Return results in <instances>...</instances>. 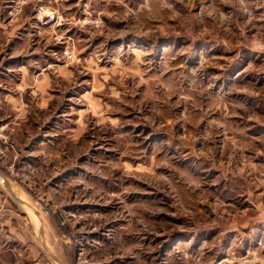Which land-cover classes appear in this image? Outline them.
<instances>
[{
    "label": "rangeland",
    "instance_id": "obj_1",
    "mask_svg": "<svg viewBox=\"0 0 264 264\" xmlns=\"http://www.w3.org/2000/svg\"><path fill=\"white\" fill-rule=\"evenodd\" d=\"M0 264H264V0H0Z\"/></svg>",
    "mask_w": 264,
    "mask_h": 264
},
{
    "label": "crops",
    "instance_id": "obj_2",
    "mask_svg": "<svg viewBox=\"0 0 264 264\" xmlns=\"http://www.w3.org/2000/svg\"><path fill=\"white\" fill-rule=\"evenodd\" d=\"M32 15L30 16H28V18H27V20H25L23 23L25 24V26H23L24 28L28 25V24H30V23H32ZM32 26V25H31ZM27 30H29V29H27Z\"/></svg>",
    "mask_w": 264,
    "mask_h": 264
},
{
    "label": "bare ground",
    "instance_id": "obj_3",
    "mask_svg": "<svg viewBox=\"0 0 264 264\" xmlns=\"http://www.w3.org/2000/svg\"><path fill=\"white\" fill-rule=\"evenodd\" d=\"M33 210V209H32ZM36 216V215H35Z\"/></svg>",
    "mask_w": 264,
    "mask_h": 264
}]
</instances>
